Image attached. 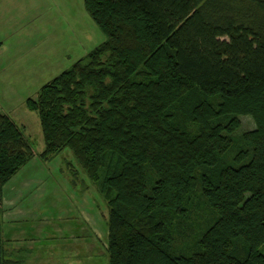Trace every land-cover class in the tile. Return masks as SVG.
<instances>
[{"label":"trees","instance_id":"trees-1","mask_svg":"<svg viewBox=\"0 0 264 264\" xmlns=\"http://www.w3.org/2000/svg\"><path fill=\"white\" fill-rule=\"evenodd\" d=\"M82 2L105 39L25 102L39 157L68 149L105 201L108 264H264V0ZM33 154L0 111V264L3 188ZM195 201L212 218L176 253Z\"/></svg>","mask_w":264,"mask_h":264},{"label":"rangeland","instance_id":"rangeland-1","mask_svg":"<svg viewBox=\"0 0 264 264\" xmlns=\"http://www.w3.org/2000/svg\"><path fill=\"white\" fill-rule=\"evenodd\" d=\"M65 4L67 13L63 8L50 12L55 30L40 20L39 33L26 31L27 43L8 49V63L0 69V111L19 127L34 153L3 188L4 256L18 264H108L105 201L68 149L39 157L44 149L39 117L25 102L105 39L82 0H62ZM253 127L251 119L241 118V130ZM199 205L195 201L189 215L174 222V252L192 247L209 224L212 215Z\"/></svg>","mask_w":264,"mask_h":264},{"label":"crops","instance_id":"crops-1","mask_svg":"<svg viewBox=\"0 0 264 264\" xmlns=\"http://www.w3.org/2000/svg\"><path fill=\"white\" fill-rule=\"evenodd\" d=\"M62 8L68 9L66 4L62 5V0H0V69L8 63L5 56L8 49L21 48L27 43L23 38L26 31L39 33L40 20L49 30H55L56 21L52 20L50 12L62 11Z\"/></svg>","mask_w":264,"mask_h":264}]
</instances>
